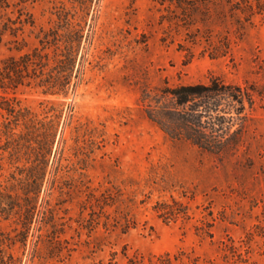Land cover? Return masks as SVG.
<instances>
[{"label": "rangeland", "instance_id": "obj_1", "mask_svg": "<svg viewBox=\"0 0 264 264\" xmlns=\"http://www.w3.org/2000/svg\"><path fill=\"white\" fill-rule=\"evenodd\" d=\"M212 1L185 17L175 0H0V65L65 29L83 48L67 97L0 88V102L64 110L59 150L68 139L71 171L51 203L56 230L46 226L38 244L59 153L26 246L0 217L7 264H264V96L243 147L222 157L172 140L145 114L144 98L213 77L264 94V27L231 14V0Z\"/></svg>", "mask_w": 264, "mask_h": 264}, {"label": "trees", "instance_id": "obj_2", "mask_svg": "<svg viewBox=\"0 0 264 264\" xmlns=\"http://www.w3.org/2000/svg\"><path fill=\"white\" fill-rule=\"evenodd\" d=\"M228 3L231 14L242 16L247 24L259 19L264 27V0H231ZM174 5L185 17L195 9L218 6L212 0H175ZM29 24L33 27L34 22ZM10 31L17 37L15 30L10 28ZM62 31L63 34H47L52 38V46L47 42L44 47L40 42L41 48L4 60L0 65V88L6 93L21 87H33L43 96L71 95L79 78L83 48L78 33L67 29ZM16 51L21 50L16 48ZM262 96L264 94L248 84L241 86L213 77L206 83L164 91L155 100L150 96L144 98L145 114L172 140L186 141L204 152L222 157L243 147L250 118L248 112L253 110L256 97ZM0 109L3 112L0 125V217L14 220L19 226L15 243L26 246L34 234L59 153L49 199L42 212L38 244L46 226L56 230V225L49 220L55 192L63 194L69 189L57 186L62 175L71 172L66 171L65 164L68 139H64L59 150L65 113L59 107L50 106L39 114L7 96L1 97ZM7 242L6 238L0 239V248L3 249ZM7 260L8 256L1 251L0 264H7ZM165 264H173L171 258H167Z\"/></svg>", "mask_w": 264, "mask_h": 264}]
</instances>
